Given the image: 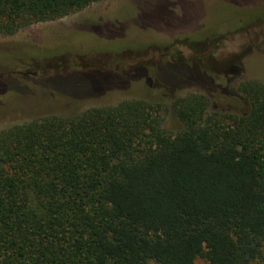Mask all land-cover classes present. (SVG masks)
I'll return each mask as SVG.
<instances>
[{
    "label": "trees",
    "instance_id": "16d2710c",
    "mask_svg": "<svg viewBox=\"0 0 264 264\" xmlns=\"http://www.w3.org/2000/svg\"><path fill=\"white\" fill-rule=\"evenodd\" d=\"M97 1L0 0V35ZM0 45L1 76L32 78L23 60L55 55ZM209 70L206 94L162 80L147 97L1 131L0 264H264V84L236 90Z\"/></svg>",
    "mask_w": 264,
    "mask_h": 264
},
{
    "label": "rangeland",
    "instance_id": "374dc122",
    "mask_svg": "<svg viewBox=\"0 0 264 264\" xmlns=\"http://www.w3.org/2000/svg\"><path fill=\"white\" fill-rule=\"evenodd\" d=\"M0 44L55 54L31 66L24 55L18 69L35 70L32 78L0 75L1 132L50 109L72 116L147 97L146 86L162 80L182 86L177 96L206 94L204 85L214 88L209 69L227 74L236 90L244 81L264 84V0H99L0 35ZM240 63L241 75H233ZM166 119L178 126L176 115Z\"/></svg>",
    "mask_w": 264,
    "mask_h": 264
}]
</instances>
